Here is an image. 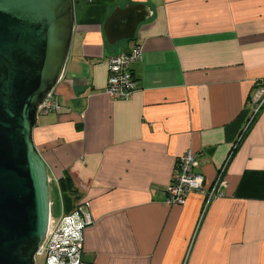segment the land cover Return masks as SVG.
<instances>
[{
	"label": "crops",
	"instance_id": "obj_1",
	"mask_svg": "<svg viewBox=\"0 0 264 264\" xmlns=\"http://www.w3.org/2000/svg\"><path fill=\"white\" fill-rule=\"evenodd\" d=\"M64 73L51 99L69 111L40 114L34 145L56 195L70 179L71 208L89 202L91 264H264V0H75ZM149 17L129 42L109 46L115 8ZM141 47L128 100L103 91L106 60ZM241 141L236 148L237 140ZM197 155L206 186L233 151L223 196L200 225L202 196L164 204L177 159Z\"/></svg>",
	"mask_w": 264,
	"mask_h": 264
},
{
	"label": "water",
	"instance_id": "obj_2",
	"mask_svg": "<svg viewBox=\"0 0 264 264\" xmlns=\"http://www.w3.org/2000/svg\"><path fill=\"white\" fill-rule=\"evenodd\" d=\"M75 4L0 0V264H35L46 236L49 177L32 134L64 73ZM148 17L144 5L115 8L103 25L107 44L132 41Z\"/></svg>",
	"mask_w": 264,
	"mask_h": 264
},
{
	"label": "built area",
	"instance_id": "obj_3",
	"mask_svg": "<svg viewBox=\"0 0 264 264\" xmlns=\"http://www.w3.org/2000/svg\"><path fill=\"white\" fill-rule=\"evenodd\" d=\"M141 47L135 45L128 53L111 55L107 58L108 77L103 93L113 100H128L137 90V82L132 73V66L141 59ZM51 94L39 107L38 115L54 112L65 113L69 110L56 104L51 99ZM254 115L264 105V83L254 95ZM235 143L233 150L241 141ZM233 151L229 154L224 164L218 170L214 182L206 186L201 174L196 173L198 166L197 155L186 151L177 159L171 181L165 188V202L168 207L183 206L187 197L198 194L203 197V207L197 225H200L209 205L215 199L221 198L227 186L226 171ZM94 224L89 212V202L80 200L75 208L67 214L54 217L50 211L46 236L39 247L36 256L44 258V264H91L84 257V232Z\"/></svg>",
	"mask_w": 264,
	"mask_h": 264
},
{
	"label": "rangeland",
	"instance_id": "obj_4",
	"mask_svg": "<svg viewBox=\"0 0 264 264\" xmlns=\"http://www.w3.org/2000/svg\"><path fill=\"white\" fill-rule=\"evenodd\" d=\"M49 187H50V211L52 215L54 217H58L62 214L70 213L75 208V206L69 212L65 211L66 203H64L63 201L62 194H60L59 197L56 195L55 189L53 188L52 181L49 182ZM56 206H57V209H56ZM35 264H44V258L41 256H36Z\"/></svg>",
	"mask_w": 264,
	"mask_h": 264
},
{
	"label": "trees",
	"instance_id": "obj_5",
	"mask_svg": "<svg viewBox=\"0 0 264 264\" xmlns=\"http://www.w3.org/2000/svg\"><path fill=\"white\" fill-rule=\"evenodd\" d=\"M86 1L89 2L90 0H86ZM69 183H70V179L66 176H64L58 181L59 192L63 196L64 203H66L65 211H68V212L72 209L70 205V201H71L70 199L74 195V191L71 189V187H69ZM56 209H57V206H56Z\"/></svg>",
	"mask_w": 264,
	"mask_h": 264
}]
</instances>
